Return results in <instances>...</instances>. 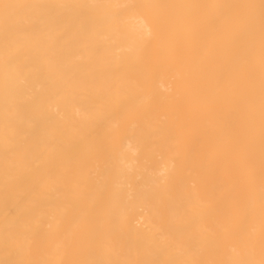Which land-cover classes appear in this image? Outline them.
Listing matches in <instances>:
<instances>
[{
    "label": "bare ground",
    "instance_id": "obj_1",
    "mask_svg": "<svg viewBox=\"0 0 264 264\" xmlns=\"http://www.w3.org/2000/svg\"><path fill=\"white\" fill-rule=\"evenodd\" d=\"M0 264H264V0H0Z\"/></svg>",
    "mask_w": 264,
    "mask_h": 264
}]
</instances>
